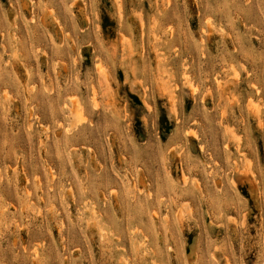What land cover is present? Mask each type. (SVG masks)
I'll use <instances>...</instances> for the list:
<instances>
[{
    "label": "rangeland",
    "instance_id": "374dc122",
    "mask_svg": "<svg viewBox=\"0 0 264 264\" xmlns=\"http://www.w3.org/2000/svg\"><path fill=\"white\" fill-rule=\"evenodd\" d=\"M0 264H264V0H0Z\"/></svg>",
    "mask_w": 264,
    "mask_h": 264
}]
</instances>
